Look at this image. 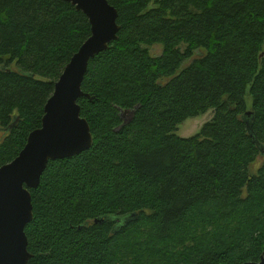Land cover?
Returning a JSON list of instances; mask_svg holds the SVG:
<instances>
[{
    "label": "trees",
    "instance_id": "16d2710c",
    "mask_svg": "<svg viewBox=\"0 0 264 264\" xmlns=\"http://www.w3.org/2000/svg\"><path fill=\"white\" fill-rule=\"evenodd\" d=\"M108 1L119 38L90 61L82 89L92 98L78 101L94 144L50 161L31 190L29 264L260 261L264 161L253 173L262 155L245 115L264 144V0ZM90 36L70 2L0 0V167L42 126ZM211 110L197 134H176Z\"/></svg>",
    "mask_w": 264,
    "mask_h": 264
},
{
    "label": "water",
    "instance_id": "95a60500",
    "mask_svg": "<svg viewBox=\"0 0 264 264\" xmlns=\"http://www.w3.org/2000/svg\"><path fill=\"white\" fill-rule=\"evenodd\" d=\"M83 11L91 24V36L74 54L55 84L45 105L42 126L32 131L20 154L0 167V264H29L26 227L34 219L32 189L40 186L50 161L71 158L92 148L94 136L86 118L81 116L79 99L92 98L82 89L90 61L108 50L119 38V11L108 0H64ZM126 110L123 125L134 118L136 110ZM251 111L245 118L256 144L264 155V144L254 135ZM136 215L123 217L129 220ZM101 222L102 220H96ZM264 264V251L258 262Z\"/></svg>",
    "mask_w": 264,
    "mask_h": 264
},
{
    "label": "rangeland",
    "instance_id": "374dc122",
    "mask_svg": "<svg viewBox=\"0 0 264 264\" xmlns=\"http://www.w3.org/2000/svg\"><path fill=\"white\" fill-rule=\"evenodd\" d=\"M162 51H163L162 45H155L151 48V54L153 56L160 55ZM12 68L15 70L18 69L16 64H13ZM250 102L251 100L249 99V106H250ZM213 116H214V112L211 110L208 113L200 115L198 117L189 118L183 124L180 125L176 134L181 137H191L197 134L201 130L203 125L206 122H209L213 118ZM4 137H5V132L4 130L0 129V140L3 139ZM263 161H264V155L259 157L258 160L253 164L252 166L253 173L257 171V169L259 168V166H261Z\"/></svg>",
    "mask_w": 264,
    "mask_h": 264
}]
</instances>
